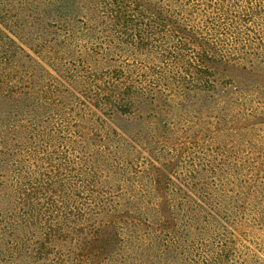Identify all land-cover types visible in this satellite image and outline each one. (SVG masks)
Wrapping results in <instances>:
<instances>
[{
	"label": "trees",
	"instance_id": "obj_1",
	"mask_svg": "<svg viewBox=\"0 0 264 264\" xmlns=\"http://www.w3.org/2000/svg\"><path fill=\"white\" fill-rule=\"evenodd\" d=\"M264 0H0V264H253Z\"/></svg>",
	"mask_w": 264,
	"mask_h": 264
},
{
	"label": "rangeland",
	"instance_id": "obj_2",
	"mask_svg": "<svg viewBox=\"0 0 264 264\" xmlns=\"http://www.w3.org/2000/svg\"><path fill=\"white\" fill-rule=\"evenodd\" d=\"M263 157L261 154H255L256 158ZM263 208L264 203L257 205V210ZM250 244L253 249L254 259L253 264H264V220L255 222L253 229L250 231L249 235Z\"/></svg>",
	"mask_w": 264,
	"mask_h": 264
}]
</instances>
